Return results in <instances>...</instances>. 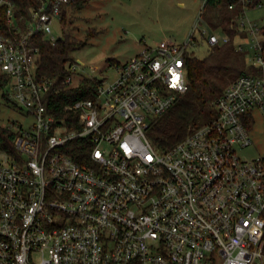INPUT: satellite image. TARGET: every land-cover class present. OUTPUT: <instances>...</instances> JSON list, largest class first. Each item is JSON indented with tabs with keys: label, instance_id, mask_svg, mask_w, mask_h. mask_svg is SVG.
Segmentation results:
<instances>
[{
	"label": "built area",
	"instance_id": "obj_1",
	"mask_svg": "<svg viewBox=\"0 0 264 264\" xmlns=\"http://www.w3.org/2000/svg\"><path fill=\"white\" fill-rule=\"evenodd\" d=\"M76 1L0 0L5 96L29 120L2 124L15 131V152L0 150V264H264V156L239 153L253 144L255 112L264 118V42L248 8L240 30L263 74L237 77L214 118L161 149L147 129L188 89L186 52L229 34L204 22V0L185 42L144 46L59 115L42 43L63 36L64 7ZM80 63H68L67 86L95 76Z\"/></svg>",
	"mask_w": 264,
	"mask_h": 264
},
{
	"label": "trees",
	"instance_id": "obj_2",
	"mask_svg": "<svg viewBox=\"0 0 264 264\" xmlns=\"http://www.w3.org/2000/svg\"><path fill=\"white\" fill-rule=\"evenodd\" d=\"M89 1L77 0L71 10L81 9ZM261 1L263 0H207L202 14L204 22L213 30L229 34L231 40L227 44L209 45L205 57L197 56L195 51L186 52L188 89L179 95L176 103L165 114L154 118L147 129V134L156 147H172L197 127L214 118L217 113V98L237 77L246 73L263 74L260 66L247 63L245 52L238 50L236 46L238 36L246 37V32L240 30L239 19L242 12L246 7H257ZM70 14L71 11L64 7L61 18L63 36L56 44L42 43L40 61V72L53 79V91L59 90L53 94L54 100L51 102L52 110L59 115L66 103L96 96L102 82L89 75L83 76L78 85L67 86L65 82L70 73L68 63L74 60L72 51L87 44V40L73 37L67 25L68 22L70 25L72 23ZM111 62L120 63L115 58H111ZM6 82L7 78L0 73V87L4 89ZM14 138L15 131L0 123V150L15 152Z\"/></svg>",
	"mask_w": 264,
	"mask_h": 264
},
{
	"label": "rangeland",
	"instance_id": "obj_3",
	"mask_svg": "<svg viewBox=\"0 0 264 264\" xmlns=\"http://www.w3.org/2000/svg\"><path fill=\"white\" fill-rule=\"evenodd\" d=\"M204 0H90L85 7L71 10L72 23L69 29L78 39L87 40L83 47L72 51V57L80 63L78 71L94 74L101 80H113L117 76L111 58L125 62L146 45H154L163 39L183 43L194 27ZM69 16V17H70ZM248 16L257 21V32L262 40L264 34V7L248 10ZM56 35L62 34V27L54 23ZM93 32V34H91ZM196 33H199L197 29ZM244 40L238 36L236 42H244L248 64L254 63L252 38L248 33ZM242 34V35H244ZM199 57H205L209 44L200 40L197 46H190ZM242 51V50H241ZM77 81V80H76ZM0 87V123L8 124L18 120L29 122L23 111L5 96ZM253 144L239 149L241 156L256 158L264 156V118L255 112V123L250 131Z\"/></svg>",
	"mask_w": 264,
	"mask_h": 264
},
{
	"label": "crops",
	"instance_id": "obj_4",
	"mask_svg": "<svg viewBox=\"0 0 264 264\" xmlns=\"http://www.w3.org/2000/svg\"><path fill=\"white\" fill-rule=\"evenodd\" d=\"M263 2H264V0H263ZM257 7H259V6H257ZM261 7H264V4L261 6ZM249 10V9H248ZM248 10H247V15H248ZM255 21V20H254ZM257 22V21H256ZM264 25V24H263ZM240 39L241 40H243V38L242 37H240ZM262 41L264 42V34H262Z\"/></svg>",
	"mask_w": 264,
	"mask_h": 264
}]
</instances>
